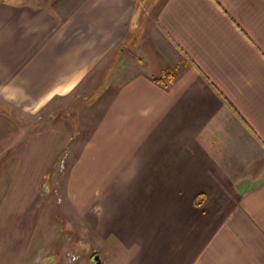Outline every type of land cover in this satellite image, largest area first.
<instances>
[{
    "label": "crops",
    "instance_id": "obj_1",
    "mask_svg": "<svg viewBox=\"0 0 264 264\" xmlns=\"http://www.w3.org/2000/svg\"><path fill=\"white\" fill-rule=\"evenodd\" d=\"M140 4L0 0V264L48 259V176L74 128L48 110L96 92L73 169L175 204L165 247L123 227L104 264H264V0H162L132 29Z\"/></svg>",
    "mask_w": 264,
    "mask_h": 264
},
{
    "label": "rangeland",
    "instance_id": "obj_2",
    "mask_svg": "<svg viewBox=\"0 0 264 264\" xmlns=\"http://www.w3.org/2000/svg\"><path fill=\"white\" fill-rule=\"evenodd\" d=\"M151 1L145 0L143 7L140 4L132 29L137 22L140 24L142 17L143 19L151 17L162 2V0ZM126 46L129 49L134 47L131 41ZM96 93L82 94L74 100L60 99L59 105L56 104L48 110L57 113L59 120L62 117L66 119L70 113L67 120L72 119L74 128L69 126L68 121L60 126H64L67 140L55 162L54 171L48 176L49 181L53 183L51 194L57 199L55 208L49 209L59 214V233L54 237L50 236L49 246L41 249L40 257L46 256L48 258L46 262H32V264H93L94 256H98L101 264H104L105 254L109 253L105 251V246L118 249L117 252L121 253L119 245L123 227L131 243L136 244L142 238L147 242L146 239L149 237L147 232L150 233V228L155 226L158 228L157 235L159 229L163 233L159 240L160 246H166L165 238L168 239L169 236L167 217L175 207L168 196L158 197L156 191L147 185V181L140 179L125 181L122 186L117 184L121 174L118 169L97 168L94 171L86 168L73 169L78 158L74 149L79 150V147L86 142V132L83 133L81 127L87 126L98 115L93 111L90 112ZM39 121L40 119L37 118L33 122H26L24 126L29 128L31 126L30 130L35 131L40 125ZM161 252L160 249L158 258L160 262H165ZM55 257L58 262H50L49 258Z\"/></svg>",
    "mask_w": 264,
    "mask_h": 264
},
{
    "label": "water",
    "instance_id": "obj_3",
    "mask_svg": "<svg viewBox=\"0 0 264 264\" xmlns=\"http://www.w3.org/2000/svg\"><path fill=\"white\" fill-rule=\"evenodd\" d=\"M92 262H93V264H101V261H100L98 256H94L92 258Z\"/></svg>",
    "mask_w": 264,
    "mask_h": 264
},
{
    "label": "trees",
    "instance_id": "obj_4",
    "mask_svg": "<svg viewBox=\"0 0 264 264\" xmlns=\"http://www.w3.org/2000/svg\"><path fill=\"white\" fill-rule=\"evenodd\" d=\"M155 82H158V80H154Z\"/></svg>",
    "mask_w": 264,
    "mask_h": 264
}]
</instances>
